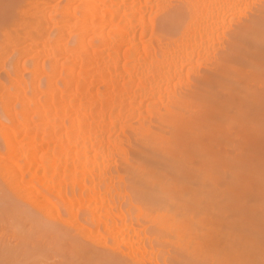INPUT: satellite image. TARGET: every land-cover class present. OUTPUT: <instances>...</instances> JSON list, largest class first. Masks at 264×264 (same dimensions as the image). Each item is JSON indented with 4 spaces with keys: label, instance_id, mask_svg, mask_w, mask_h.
Listing matches in <instances>:
<instances>
[{
    "label": "bare ground",
    "instance_id": "obj_1",
    "mask_svg": "<svg viewBox=\"0 0 264 264\" xmlns=\"http://www.w3.org/2000/svg\"><path fill=\"white\" fill-rule=\"evenodd\" d=\"M20 3L0 29L1 185L81 264L218 263L179 224L174 170L190 113L253 71L264 0Z\"/></svg>",
    "mask_w": 264,
    "mask_h": 264
},
{
    "label": "rangeland",
    "instance_id": "obj_2",
    "mask_svg": "<svg viewBox=\"0 0 264 264\" xmlns=\"http://www.w3.org/2000/svg\"><path fill=\"white\" fill-rule=\"evenodd\" d=\"M20 2L0 0V29ZM257 43L262 49L253 71L234 78L226 91L216 89L215 101L198 104L190 113L192 139L184 143L186 152L177 157L174 170H180V182L190 194L177 197L174 205L179 224L209 257L220 251L215 264H264V40ZM2 183L0 264H81L79 251L68 252L72 241L34 211L24 210ZM18 209L32 214L26 217Z\"/></svg>",
    "mask_w": 264,
    "mask_h": 264
},
{
    "label": "snow or ice",
    "instance_id": "obj_3",
    "mask_svg": "<svg viewBox=\"0 0 264 264\" xmlns=\"http://www.w3.org/2000/svg\"><path fill=\"white\" fill-rule=\"evenodd\" d=\"M221 264H223V262H221Z\"/></svg>",
    "mask_w": 264,
    "mask_h": 264
}]
</instances>
